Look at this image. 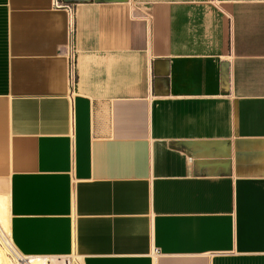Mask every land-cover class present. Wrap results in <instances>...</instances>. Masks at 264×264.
I'll list each match as a JSON object with an SVG mask.
<instances>
[{"label": "crops", "instance_id": "obj_1", "mask_svg": "<svg viewBox=\"0 0 264 264\" xmlns=\"http://www.w3.org/2000/svg\"><path fill=\"white\" fill-rule=\"evenodd\" d=\"M58 1L72 41L53 0H0L17 251L264 264V0Z\"/></svg>", "mask_w": 264, "mask_h": 264}, {"label": "bare ground", "instance_id": "obj_2", "mask_svg": "<svg viewBox=\"0 0 264 264\" xmlns=\"http://www.w3.org/2000/svg\"><path fill=\"white\" fill-rule=\"evenodd\" d=\"M9 225L0 224V264H22L18 256H22L12 244L9 237ZM8 233V234H7ZM26 264H66L67 257L26 256Z\"/></svg>", "mask_w": 264, "mask_h": 264}, {"label": "built area", "instance_id": "obj_3", "mask_svg": "<svg viewBox=\"0 0 264 264\" xmlns=\"http://www.w3.org/2000/svg\"><path fill=\"white\" fill-rule=\"evenodd\" d=\"M52 4H53V7L62 8L66 11L67 32H68L69 40L72 41L73 40V33H74V4H72V3H61L58 0H53ZM74 50L75 49L72 48V45H71V52H70L71 53V55H70L71 60L75 54ZM73 80H74V75L71 74V82H73ZM26 259L27 258L25 256H18V260L22 264H26ZM71 262H67V264H71Z\"/></svg>", "mask_w": 264, "mask_h": 264}, {"label": "rangeland", "instance_id": "obj_4", "mask_svg": "<svg viewBox=\"0 0 264 264\" xmlns=\"http://www.w3.org/2000/svg\"><path fill=\"white\" fill-rule=\"evenodd\" d=\"M2 195H4L3 193H1ZM4 204V200L2 199H0V224L5 228V227H7L8 228V223H7V221L9 220L8 219V214H7V212H5V209L3 208V205ZM1 206H2V208H1ZM8 233H10V231L8 232ZM7 233V234H8ZM59 264H61V263H59ZM67 264V263H66ZM71 264H77L76 262H74V261H72L71 262Z\"/></svg>", "mask_w": 264, "mask_h": 264}]
</instances>
